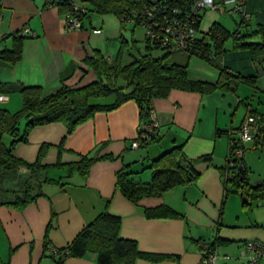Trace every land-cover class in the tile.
<instances>
[{
  "label": "crops",
  "instance_id": "obj_1",
  "mask_svg": "<svg viewBox=\"0 0 264 264\" xmlns=\"http://www.w3.org/2000/svg\"><path fill=\"white\" fill-rule=\"evenodd\" d=\"M246 8L251 18L244 29L251 33L264 25V0H248ZM67 12L66 5H50L46 0H0V108L12 113L21 110L23 85L41 86L48 95L62 83L79 87L96 80L85 59L95 49L103 53L108 41L120 39L124 25L117 16L115 21L94 12L88 22L83 19L80 29L68 30ZM232 20L233 29L224 26L230 31L240 25L238 18ZM97 28L100 33L94 32ZM18 32L25 35L23 55L12 64L3 52L13 47ZM248 40L260 42L261 38ZM133 45L143 50L145 38ZM225 48L218 63L234 75L254 76L255 87L238 81L210 93L174 88L165 97H155L160 128L147 146H131L144 120L134 99L96 112L71 133L62 122L34 127L13 154L34 163L47 144L40 165L0 167V264H54L52 255L105 210L122 218L120 235L136 240L139 250L151 256L138 258L136 264H201L200 243L217 239L222 240L216 246L217 264H243L238 255L245 243L254 239L264 243V201L252 199L240 205L235 198L228 199V209L231 191L225 196L226 183L234 182L237 173L227 168V158L251 109L263 115L264 125V50L238 47L234 40ZM181 56L184 60L177 61L184 62L186 56ZM187 72L193 81L216 83L220 77V69L199 56L190 58ZM115 99L111 95L91 102L110 104ZM11 140L10 135L4 136L7 146ZM175 144L183 145L199 177L137 202L124 195L117 184L118 172L125 168L136 181L150 182L152 161ZM84 157L94 162L83 171L78 164ZM243 163L248 167L244 154ZM234 185L239 192L233 183L231 190ZM26 191L33 197L26 205L8 204ZM163 205L181 215L148 216L149 210ZM66 264H99L98 253L68 257Z\"/></svg>",
  "mask_w": 264,
  "mask_h": 264
},
{
  "label": "trees",
  "instance_id": "obj_2",
  "mask_svg": "<svg viewBox=\"0 0 264 264\" xmlns=\"http://www.w3.org/2000/svg\"><path fill=\"white\" fill-rule=\"evenodd\" d=\"M72 1L79 3L84 9L80 13L82 22L85 17L89 16L90 11H95L99 14H114L120 19L122 25L129 21L141 24L139 18L141 10L145 9L146 5L155 4L156 1L159 2L158 8L163 5L170 9L182 8L190 11L192 5V0H53L52 3L47 2L55 6L66 5L69 10ZM203 19L195 23L197 35L191 47L184 54L171 52L161 47L145 31L144 49L139 50L138 47H135L137 53L127 64H123L119 56L110 60L96 49L92 56H87L86 64L97 77L92 83L79 87L62 83L56 92L48 95L43 94L41 86H21L22 109L12 113L5 108H0V167L10 169L17 164L28 167L40 165L41 158L48 148L47 144L41 147L39 158L34 163L22 161L13 154L15 146L19 142L26 141L29 132L36 126L62 122L67 126L68 133H71L79 124L91 118L96 112L113 110L125 101L134 99L140 107V116L144 119L139 125L140 128L150 119V110L154 108L153 99L167 96L174 88L210 93L216 88H228L232 83L236 85L238 81L249 83L255 87L254 76L234 75L218 63L217 59L225 54V45L230 38L238 47H251L254 51H263L264 25L259 24L254 31L249 33L244 28L247 27V22L250 19L239 18L240 25L234 31L215 22L207 32H203L201 30ZM158 31H161V28H157ZM254 36H260L261 41L251 42L248 40ZM24 38L23 33H15L13 47L3 52V57L9 63L15 64L22 58ZM121 38L124 40L123 35ZM134 43L136 44V41ZM154 50H160L162 54L156 56L153 53ZM172 54L185 55L186 60L184 62L170 60ZM213 54L216 55V58H212ZM192 56L206 59L220 69V77L216 83L189 79L187 69ZM128 89L130 91H127ZM111 95L116 98L113 103L91 102V99ZM249 113L259 116L258 129L252 141L253 145H264V125L261 124L263 115L252 109ZM22 121H25L23 128ZM6 134L12 137L9 146L4 142ZM157 134V132L151 134L150 138L143 140L138 148L147 146L154 141ZM237 142H232L230 154ZM242 147L245 148V144H242ZM207 158L209 157H203V159ZM241 161L236 170V177L233 179L235 181L231 182V179H228L226 183L225 196L231 191L230 185L233 183L237 185L242 197H246L248 201L252 199L264 201V180L253 184L248 178L249 169L243 163V157ZM93 162L94 159L84 157L83 163L79 162L78 166L84 171ZM150 168L152 169L150 182L136 181L132 178L131 172L125 168L118 172L117 184L124 195L137 202L143 197L159 196L176 185L188 184L200 175L193 163L189 161L182 144H175L166 150L160 157L152 161ZM227 168L229 167L227 166ZM32 199L29 191H26L23 196L13 202H8V204L23 207ZM180 215L168 205L148 211V216L179 217ZM121 222L120 216L111 214L108 210L101 212L94 220L85 225L66 247L52 255L54 264H66V258L82 257L89 251L98 253L99 264H136L138 258H150L149 254L139 250L136 240L120 235ZM220 241L222 240L217 239L209 244L216 249Z\"/></svg>",
  "mask_w": 264,
  "mask_h": 264
},
{
  "label": "built area",
  "instance_id": "obj_3",
  "mask_svg": "<svg viewBox=\"0 0 264 264\" xmlns=\"http://www.w3.org/2000/svg\"><path fill=\"white\" fill-rule=\"evenodd\" d=\"M51 2L53 0H47ZM248 0H192L190 11L182 8H167L161 6L158 8L159 2L146 5L141 10L139 18L141 24L145 27V31L151 39H155L161 47L171 52L184 54L191 47L197 35L196 22L201 21L205 13L209 10L218 11L221 14H227L231 17L239 16L243 19H250L248 12ZM83 7L77 2H71L70 8L66 15V28L68 30L80 29L83 26L81 20V12ZM157 28L161 31L157 32ZM94 32L100 33L101 29H94ZM212 58H216L213 54ZM149 121L143 123L139 128L138 137L132 142V148H138L143 140H148L151 134L158 132L160 122L158 120L155 109L150 110ZM259 116L249 113L240 127V138L236 147L231 151L228 157V167L238 169L241 158L244 154L242 144L253 141L255 133L258 129ZM201 264H217L219 253L217 248L202 241ZM243 257L246 259L244 264H261L264 261V243L259 240H250L245 243L242 251Z\"/></svg>",
  "mask_w": 264,
  "mask_h": 264
},
{
  "label": "rangeland",
  "instance_id": "obj_4",
  "mask_svg": "<svg viewBox=\"0 0 264 264\" xmlns=\"http://www.w3.org/2000/svg\"><path fill=\"white\" fill-rule=\"evenodd\" d=\"M95 11H90V14H94ZM108 17H112L117 20L116 16L107 14ZM86 18V21L88 22V18ZM233 17L227 15V14H221L218 11H207L205 13L204 19L201 24V30L203 32H207L210 27L213 25V23L218 22L222 24L223 26L233 29L235 27V24L232 20ZM239 19V16H235V20ZM119 21V20H118ZM117 26V25H116ZM115 26V32L117 30V27ZM122 34L123 38L127 40V43L125 40H123L120 35V39H117L115 41L110 40L108 41V44L106 45V48L103 49V53L106 54V56H113L116 58L117 56L120 57V60L123 64H127L131 61L132 56L137 53L136 48L134 47L133 43L136 41L137 43H142L145 38V27L142 24H136L135 21H129L127 22L124 27H122ZM113 41V42H111ZM233 39L230 38L226 45L230 48L232 45ZM154 55H161L162 51L160 50H154ZM170 60H184V56L182 57L179 54H172L170 57ZM186 60V58H185ZM192 63V60H191ZM244 155H245V161L248 164L249 172H248V178L252 183H259L262 180H264V145H258L254 146L253 142H246L245 148H244ZM236 186L234 185L231 192L228 195L227 198V207L229 209L228 199L229 201L233 198H235L240 205H243V199L242 196L239 194V192L235 191ZM256 202H259L255 200ZM226 205V204H225ZM248 205V204H244ZM256 206V205H255ZM228 211V210H227ZM244 248V247H243ZM243 249L240 251L238 258L242 263L244 264L246 262V259L242 255ZM231 257L233 256L231 253H228ZM237 255H234L232 258L235 259ZM237 259V258H236ZM238 259V260H239ZM264 262V261H263Z\"/></svg>",
  "mask_w": 264,
  "mask_h": 264
},
{
  "label": "water",
  "instance_id": "obj_5",
  "mask_svg": "<svg viewBox=\"0 0 264 264\" xmlns=\"http://www.w3.org/2000/svg\"><path fill=\"white\" fill-rule=\"evenodd\" d=\"M241 169H242V168H241ZM243 201H244V202H245V201H247V198H246V197H244V198H243Z\"/></svg>",
  "mask_w": 264,
  "mask_h": 264
}]
</instances>
